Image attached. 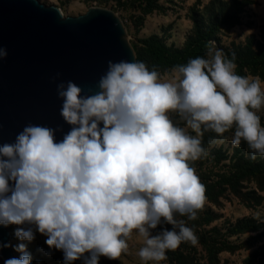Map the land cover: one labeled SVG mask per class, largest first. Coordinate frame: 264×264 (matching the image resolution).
<instances>
[{
	"label": "clouds",
	"instance_id": "clouds-1",
	"mask_svg": "<svg viewBox=\"0 0 264 264\" xmlns=\"http://www.w3.org/2000/svg\"><path fill=\"white\" fill-rule=\"evenodd\" d=\"M206 55L175 66L164 81L144 62L110 60L95 94L81 95L72 81L57 84L60 115L71 126L62 139L58 129L28 124L13 143L0 145V225H17L15 236L28 242L34 226L50 250H62L64 264L119 259L134 230L145 264L166 260L182 242L197 244L176 214L194 220L204 206L205 186L189 163L208 156L204 133H216L208 144L218 146L235 125L233 146L243 140L250 159L264 156L259 77L238 75L235 53L229 59L210 47ZM6 56L0 47V59ZM163 224L172 227L153 234ZM14 250L19 258L4 264H31L25 243Z\"/></svg>",
	"mask_w": 264,
	"mask_h": 264
},
{
	"label": "rangeland",
	"instance_id": "rangeland-1",
	"mask_svg": "<svg viewBox=\"0 0 264 264\" xmlns=\"http://www.w3.org/2000/svg\"><path fill=\"white\" fill-rule=\"evenodd\" d=\"M39 1L45 5L58 6L68 16L82 14L90 6L111 9L122 20L132 47L140 46L142 39L156 37L171 50L181 49L194 35L197 23L206 28L220 18L223 23L215 31L216 39H210L209 42L212 48L222 50L227 58L235 53V56L240 54L246 59L249 48L258 50L264 46V0H156L154 9L148 14L142 13L140 6L144 3L138 0ZM139 15L143 16L141 25L135 22ZM204 58H208L207 55ZM172 69L157 71L161 81L171 78ZM235 71H238L237 67ZM238 72L250 79L259 77L264 89V68L256 71L243 65ZM257 115L264 127V106ZM169 116L177 126L186 127L177 113L170 112ZM234 131L235 125L224 133V143L218 146H209L208 141L220 137L214 132H205L204 135L210 137L202 141V146L209 150L208 156L189 162L203 185H214L212 195L206 193L204 206L197 212L196 219L190 220L187 216L176 214V219L183 220L198 238L195 245L189 242L179 245L192 264H264V174L249 175L238 181L235 179L231 184L225 182V178L238 171V166L248 160L251 154L243 140L239 147L233 146L231 137ZM188 132L195 135L190 129ZM263 162L264 156H257L255 163ZM247 220L261 226L245 232L236 230L240 222ZM17 227L12 224L7 226L10 231L8 241L16 258L21 253L14 250L15 246L25 243L31 255V264H64L62 250H50L45 244L47 237L36 231L34 226L35 238L31 242L18 240L14 234ZM127 243L128 252L119 259L110 260L100 256L98 264H145L137 255L143 246V239L136 230ZM49 251L51 254L46 255ZM71 264H84V259L74 260ZM147 264L166 263L163 260L148 261Z\"/></svg>",
	"mask_w": 264,
	"mask_h": 264
},
{
	"label": "water",
	"instance_id": "water-1",
	"mask_svg": "<svg viewBox=\"0 0 264 264\" xmlns=\"http://www.w3.org/2000/svg\"><path fill=\"white\" fill-rule=\"evenodd\" d=\"M0 47L7 50L0 59V145L28 124L58 129L61 140L71 126L60 115L57 84L72 81L92 95L108 61H136L122 20L100 6L68 16L39 0H0ZM9 237L0 225V244ZM13 257L11 246L0 247V264Z\"/></svg>",
	"mask_w": 264,
	"mask_h": 264
},
{
	"label": "trees",
	"instance_id": "trees-1",
	"mask_svg": "<svg viewBox=\"0 0 264 264\" xmlns=\"http://www.w3.org/2000/svg\"><path fill=\"white\" fill-rule=\"evenodd\" d=\"M139 3L143 2L144 5L140 6L142 13H151L154 9V3L156 0H138ZM137 25H141L143 22V16H137L135 20ZM223 23L222 18L219 20L215 19L209 26L204 28L202 25L197 23L194 29V35L188 40L185 46L181 49L171 50L163 42L156 37H150L142 39L140 46H133L136 61H141L146 64L149 70L155 67L156 71H162L168 68H174L177 65L186 64L190 59L196 57H205L209 48L211 47L210 39H216L215 34L218 27ZM248 56L244 59L243 55L238 54L235 59L237 64V70H241L243 65L252 69L259 70L264 68V46H261L258 50H248ZM231 58V54L229 55ZM236 73L239 75V72ZM210 136L204 135V140L207 141ZM264 174V162L255 163V160L248 159L242 162L238 166V171L229 174L225 178V182L233 183L235 179L240 180L249 175ZM205 195L206 193H213L214 185L205 184ZM209 195V194H208ZM211 197V196H210ZM261 224L254 223L251 220L246 222H240L236 230L245 232L260 227ZM161 227L171 229V225L163 224L158 225L157 229L153 230V234L160 231ZM167 259L164 260L166 264H192L191 260L187 258L185 253L178 247L174 251L166 252Z\"/></svg>",
	"mask_w": 264,
	"mask_h": 264
}]
</instances>
